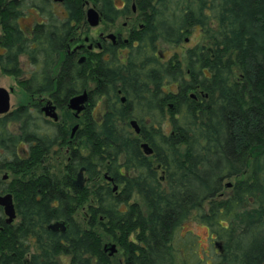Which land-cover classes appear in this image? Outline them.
I'll use <instances>...</instances> for the list:
<instances>
[{
	"label": "trees",
	"instance_id": "obj_1",
	"mask_svg": "<svg viewBox=\"0 0 264 264\" xmlns=\"http://www.w3.org/2000/svg\"><path fill=\"white\" fill-rule=\"evenodd\" d=\"M91 1L105 21L135 4L144 27L121 50L87 49L84 63L68 47L81 36L85 0H64L65 13L28 1L44 16L28 43L15 16L0 12L12 31L3 72L21 75L28 55L22 88L63 110L59 122L36 109L8 118L23 125L15 141L27 136L29 151L8 166L17 219L0 218V264H264V0ZM196 31L183 59L160 54L161 41L179 45ZM84 90L76 117L68 101ZM82 167L83 188L74 184ZM191 217L217 240L210 260L196 257L193 231L180 242ZM59 220L65 233L48 229ZM108 240L118 256L105 251Z\"/></svg>",
	"mask_w": 264,
	"mask_h": 264
},
{
	"label": "flooded vegetation",
	"instance_id": "obj_2",
	"mask_svg": "<svg viewBox=\"0 0 264 264\" xmlns=\"http://www.w3.org/2000/svg\"><path fill=\"white\" fill-rule=\"evenodd\" d=\"M28 1H30V0H3V5H2V3L0 4V12L4 13V11H8L10 16H15L16 23L19 27V31L24 33V35L26 36L27 43H28V33H32L33 29L36 25H38L39 23H43V18H44L43 13L41 12L40 8L35 9L33 7V8L28 9ZM47 1H50L52 3V5L54 6V10H56V11H57V8L59 9V7L62 6V10L59 9V11H62L63 13H65L64 7H63L64 0L63 1L47 0ZM114 1H115V4H116L115 6L117 9H126L127 8V3L125 0L119 1L118 4L116 3V0H114ZM86 4H90L89 1L85 0V2L83 4L84 8H85ZM17 11L19 12L18 15H16ZM86 13H87V10H85L86 19H85L84 23L88 22ZM56 14L59 15V13H56ZM123 17H126L129 20V22H127V24L124 23L123 29L118 30V32H116V34L111 32L110 34L108 33V35H107L106 33L102 32L99 36V41H97L96 43L90 42L89 37H88L89 39L85 38L84 42H81L79 39H76V40L72 39L71 44H69V47H68V52L75 55L74 57H77L76 60L79 63H81L80 59L82 58V56H85V60L82 62V63H84L87 59V54H85V51L87 49L90 51H93V52H97V51L103 50L104 48L109 47V46L119 47L120 50L124 48L123 46L128 47V45L130 44L129 41H130L131 34L134 31L139 30L140 28L144 27V24L142 22H139V20H138L140 17V13L137 12V8H136L135 4L132 5V11L131 12H128L126 15L121 16L117 19L112 18V19H110V21H105L103 19L102 13H101V20H100V23L98 25H100L104 21L108 25H113V24H116ZM28 18H30L29 23H28ZM2 20L3 19L0 15V57L5 52L4 48H3L5 46V38L9 33L12 32L10 29H5ZM97 26H92V27H97ZM125 30H127V35H126V33H124ZM110 35H114L115 38L110 37ZM77 40H79L80 42ZM77 53H78V55H76ZM22 56H26L28 59V55H21V57ZM21 57H20V64H21ZM21 68L23 69V73L21 75H9V74H6L3 72L2 68H1V63H0L1 72H3L7 76H10L13 79H15L18 87L20 89H22L24 94L28 97V94L26 93L25 88H22V86H21L22 81H24V82H26V84H28V78H29L28 72L27 73L24 72V68L22 67V64H21ZM0 87H3V86H0ZM8 91L10 93V103H11V95L14 92V88H10V89H8ZM59 96L61 98V95H59ZM72 97L73 96H71L69 98L68 108H69L70 99ZM89 98H90V95H89ZM122 101L123 102L126 101L125 96L122 97ZM47 104H52L53 106L56 107V111L59 115L58 120H55L54 118H52L51 116L46 114V110H44V107ZM86 107H87V105H86ZM24 109H29L30 111H34L35 109L38 110L39 113L41 114V116L46 121L52 120L53 122H59V121H62V119H63V116L61 115L63 113V110L59 109L58 104L53 100V98H51L50 94H40L37 96L36 95L35 96L30 95V97L27 98V102H21L15 108H12V104H11V107L8 111H6L4 113H0V172H4L0 176V195L12 194L14 205H15L14 194L12 191H9V184H8L13 179L14 175H13L11 169L8 168V166L12 162L15 163V161L17 159L24 160V159L28 158L29 144H28V140L26 139L27 136L24 137V139H23L24 141H19V142L15 141L17 136L18 135L20 136L22 129H23V125L17 123L16 121H12V120L9 121L8 118L15 115L19 111L24 110ZM70 110L75 115V111L72 109H70ZM80 115H81V113L79 114V116ZM2 121L6 122V124H5L6 135H4L3 137H2V132H1V122ZM16 124H18L17 128L14 127V125H16ZM73 128L71 129V137H74L77 130L79 129V127H78V129L73 133ZM77 176H78V174H77ZM0 218H4V221L7 224H14V222H16V219H17V217H16L13 222H11V223L7 222V215H6L4 207L2 205H0ZM2 229H3V226H0V230H2Z\"/></svg>",
	"mask_w": 264,
	"mask_h": 264
},
{
	"label": "rangeland",
	"instance_id": "obj_3",
	"mask_svg": "<svg viewBox=\"0 0 264 264\" xmlns=\"http://www.w3.org/2000/svg\"><path fill=\"white\" fill-rule=\"evenodd\" d=\"M87 1H89L90 4H86L85 10H87L88 7H91L94 4L91 0H87ZM119 1H121V0H116V3L118 4ZM59 9L62 10V6H60ZM59 9L57 8L58 12H59ZM127 20L128 19L126 17H123L116 24H113V25H108L104 21L100 25H98L97 27H92L89 25L88 22H86V23H84V26L82 27L81 36L78 39L81 42H84L85 38L87 39L89 37L90 42L96 43L97 41H99V36L102 32L106 33L107 35H108V33L110 34L111 32L116 34V32H118V30L123 29L124 23L127 24V22H129V20L128 21ZM29 22H30V18H28V23ZM125 31H124V33H126V35H127V30H125ZM199 34L200 33L198 31H196L191 36L186 37V40L179 45L170 44V43L161 41L160 42V53H161V55L165 58H169L176 53V54H178V56L180 58L183 59L184 53L188 49V47H191L198 42ZM79 40H77V41H79ZM21 64H22V67L24 68V72L27 73L29 70V64H28V59L26 56L21 57ZM0 86H3L7 89L14 88V92L11 95L12 108H15L21 102H27L28 97L24 94L23 90L18 87L15 79H13L10 76H7L3 72H1V70H0ZM98 108L101 110L100 104H99ZM61 115L63 116V113ZM76 124L80 125L79 122H75L71 126V129ZM14 127L17 128L18 124L14 125ZM2 173H4V172H0V176ZM85 178L87 181L88 176L86 174H85ZM191 231H193V236L197 240V244L195 247L196 257L204 259V260H206V259L210 260L212 257H215V255L217 254V251H218V245L216 244L217 240L213 239V237H215V236H213L209 227L206 224L199 222L195 218L193 219L191 217L190 219L185 221L181 225V227L179 228L178 232H179L180 238L182 239V240H180V242H182V243L186 242L184 240L187 238V236H189V234H191ZM110 243L116 244L115 242H110L108 240L105 242V245L110 244ZM116 247H117L118 251L114 255L118 256L120 254L119 246L116 244ZM62 259L65 262H68L69 257L63 256Z\"/></svg>",
	"mask_w": 264,
	"mask_h": 264
},
{
	"label": "water",
	"instance_id": "obj_4",
	"mask_svg": "<svg viewBox=\"0 0 264 264\" xmlns=\"http://www.w3.org/2000/svg\"><path fill=\"white\" fill-rule=\"evenodd\" d=\"M63 1V0H56ZM87 21L91 26H97L101 20V13L97 9L96 6H91L87 9ZM110 37L115 38L114 35H110ZM85 60V56H82L80 62L82 63ZM90 92L88 90H84L82 93L73 96L69 102V108L75 111V116L78 117L80 113L86 108L87 103L89 102ZM125 100V99H124ZM11 107L10 103V93L8 89L4 87H0V113H4L8 111ZM46 110V114L54 118L55 120L59 119V115L56 111V107L52 104H47L44 107ZM131 125L135 129L137 133L141 132V128L137 120H132ZM79 124H76L73 128V133L78 129ZM143 148L147 154H151L153 149L148 145V143H143ZM85 167H82L78 173L77 178L74 180V184L78 187L83 188L86 182L85 178ZM109 180H113L112 177L107 176ZM231 186V183L228 184ZM118 186H114V190H117ZM0 205L4 207L5 213L7 215V222L11 223L17 217L16 208L13 202L12 194L0 195ZM48 229L52 231H58L65 233L68 229V222L66 220L55 221L48 225ZM105 251H109L110 255L115 254L118 249L116 244L110 243L105 245Z\"/></svg>",
	"mask_w": 264,
	"mask_h": 264
}]
</instances>
